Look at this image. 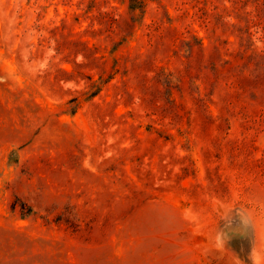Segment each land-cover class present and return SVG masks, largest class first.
I'll return each instance as SVG.
<instances>
[{
    "label": "rangeland",
    "instance_id": "rangeland-1",
    "mask_svg": "<svg viewBox=\"0 0 264 264\" xmlns=\"http://www.w3.org/2000/svg\"><path fill=\"white\" fill-rule=\"evenodd\" d=\"M0 264H264V0H0Z\"/></svg>",
    "mask_w": 264,
    "mask_h": 264
},
{
    "label": "water",
    "instance_id": "water-1",
    "mask_svg": "<svg viewBox=\"0 0 264 264\" xmlns=\"http://www.w3.org/2000/svg\"><path fill=\"white\" fill-rule=\"evenodd\" d=\"M234 216V220H226L222 223L218 233V237L222 240L231 235H241L248 232V223L244 214L241 211H236Z\"/></svg>",
    "mask_w": 264,
    "mask_h": 264
},
{
    "label": "flooded vegetation",
    "instance_id": "flooded-vegetation-1",
    "mask_svg": "<svg viewBox=\"0 0 264 264\" xmlns=\"http://www.w3.org/2000/svg\"><path fill=\"white\" fill-rule=\"evenodd\" d=\"M235 236H241V235H239V234H236ZM230 237V236H229Z\"/></svg>",
    "mask_w": 264,
    "mask_h": 264
}]
</instances>
